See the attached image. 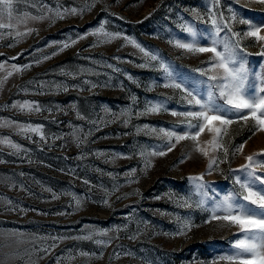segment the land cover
I'll return each instance as SVG.
<instances>
[{
  "label": "rangeland",
  "instance_id": "rangeland-1",
  "mask_svg": "<svg viewBox=\"0 0 264 264\" xmlns=\"http://www.w3.org/2000/svg\"><path fill=\"white\" fill-rule=\"evenodd\" d=\"M91 3L12 0L11 19L0 17V264H230L219 257L233 252L239 230L210 220L188 179L207 166L197 146L220 158L223 149L212 151L214 134L205 130L195 142L173 139L172 151L150 155L169 143L164 131L187 128L188 118L171 113L193 106L185 91L163 86L170 81L159 61L128 42L157 54L182 87L205 94L207 77L196 69L211 54L192 55L169 40L188 36L185 23L198 39L211 29V0H99L82 15H54ZM230 8L237 11L233 31H248L241 17L264 22L256 0H220L214 12L230 19ZM101 24L103 32L91 34ZM105 32L119 37L109 40ZM262 44L240 39L250 74L264 73ZM25 102L41 111L14 107ZM151 103L164 108L146 112ZM29 126L41 132L21 130ZM226 127L223 145L244 143L243 154L204 177L211 198L238 188L229 170L264 151V132L252 135L243 121ZM186 224V234L176 235Z\"/></svg>",
  "mask_w": 264,
  "mask_h": 264
},
{
  "label": "snow or ice",
  "instance_id": "snow-or-ice-1",
  "mask_svg": "<svg viewBox=\"0 0 264 264\" xmlns=\"http://www.w3.org/2000/svg\"><path fill=\"white\" fill-rule=\"evenodd\" d=\"M96 2H99V0H93V3L86 4L85 8L79 10L77 8L58 10L54 15L57 19H64L66 15L78 13L82 15L84 11H90ZM256 2L264 5V0H256ZM211 3L213 7L207 8L211 29H203L202 35L198 39V33L191 23H185L182 27L183 31L188 33V36L184 39L169 40V43L175 48L186 53L192 55L211 54L207 62H202L205 66L196 69L200 76L207 77V81H201V83L207 84L205 94L182 87L183 81H176L169 65L161 60L157 54L145 51L134 40L128 41L139 48L150 60L159 61V67L164 71L166 79L170 81V83H165L163 86L185 91L188 104L193 106L182 113L175 111L171 113L172 115L179 114L188 118L187 128L183 134L175 130H162L164 135L168 137L169 143L165 144L163 149L153 150L150 155L164 156L167 152L172 151L175 147V143H171L173 139L176 143L186 139L195 142L205 130L213 133V139L208 143L212 145V151L214 152L223 149V158H220L218 154L209 156L208 151L197 146L196 151L208 158L207 166L201 174L188 177L196 193L200 196L197 207L209 212L211 214L210 220L221 221L223 222L222 226L236 227L239 230L238 236L240 238L236 239L232 245L233 252L219 257L220 260H227L230 264H264V171L257 173L258 168L264 170V151L244 156L245 163L241 164L239 168L229 170V175L238 188H234L223 196L219 198L209 197L206 191L208 185L203 182L206 175H211L214 171L220 170L221 164L230 163V157L238 153L243 154L244 143L238 146L233 144L230 147L223 145L222 138L223 134L227 132L226 126L243 121L252 135H255L256 132H264V73L253 70L250 74L247 67V57L240 45L242 36L255 37L258 42H264V35H260L262 28H264V22L257 23L251 19L241 17L239 23L247 24L248 31L243 33L233 31L231 25L237 20V11L230 8L232 15L229 19L223 13L217 15L214 12V8L220 4V0H211ZM12 7V0H0V17L7 13L9 19H11ZM193 13L197 19L200 18L195 9H193ZM43 18L39 17V19ZM5 27V24L0 23V29ZM222 31L225 32L224 36L220 35ZM99 32H103V24L96 32L91 34L96 35ZM229 33L231 35H228ZM17 35H21V33H17ZM104 35L109 40L119 37V34L106 32ZM80 38L85 37L81 36ZM124 39L128 40L127 37H124ZM75 42V40L72 41V43ZM261 46L264 48V44ZM63 47L67 48L69 45L66 43ZM258 55L264 56V51H261ZM144 66L141 65V67ZM13 67L15 71H22L29 66ZM95 86L93 85V87ZM64 90L66 91L67 88L65 87ZM14 107H19L21 110L41 111L39 105L30 102L14 105ZM163 108V103H151L146 108V112L157 113ZM249 121L252 123L249 124ZM21 130L34 133L41 132L39 127L31 126ZM41 138H44L43 135H41ZM77 142H80L79 138H77ZM12 146L16 147V145ZM184 159L182 157L179 163H183ZM148 167H150V163L146 162L145 169ZM132 172L134 173L135 169ZM104 203L107 204L108 201L105 200ZM76 205L79 208V199H76ZM208 222L205 221V223ZM186 228H190V224L184 225L176 235H185ZM119 230V228L116 229V231ZM99 234L107 235L108 232L105 230ZM84 238L92 239L91 236ZM96 243L106 246L110 241H96Z\"/></svg>",
  "mask_w": 264,
  "mask_h": 264
}]
</instances>
